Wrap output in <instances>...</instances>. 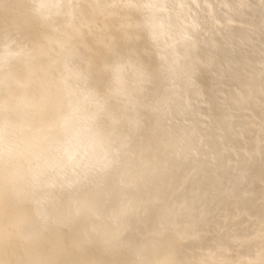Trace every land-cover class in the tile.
<instances>
[{
    "label": "clouds",
    "instance_id": "clouds-1",
    "mask_svg": "<svg viewBox=\"0 0 264 264\" xmlns=\"http://www.w3.org/2000/svg\"><path fill=\"white\" fill-rule=\"evenodd\" d=\"M46 2L42 14L40 0H22V20L0 23V233L26 257L46 233L83 226L111 264H264V187L245 197L235 179L213 185V173L201 175L189 156L177 164L190 209L161 230H141L139 207L117 209L105 199V182L129 146L155 128L146 107L147 92L160 84L157 61L145 52L152 0ZM192 4L181 8L191 12ZM131 33L135 51L125 39ZM117 64L133 67L117 80ZM82 126L90 131L73 142L74 158L51 147ZM209 205L221 213L206 221L195 210Z\"/></svg>",
    "mask_w": 264,
    "mask_h": 264
},
{
    "label": "bare ground",
    "instance_id": "bare-ground-1",
    "mask_svg": "<svg viewBox=\"0 0 264 264\" xmlns=\"http://www.w3.org/2000/svg\"><path fill=\"white\" fill-rule=\"evenodd\" d=\"M21 3L0 0V23L22 20ZM181 3L190 0H177L178 5ZM191 8L189 12L178 7L174 27L159 36V47L170 57L179 58L171 72L168 64L157 60L162 96L171 101L170 111H165L164 104L160 106L154 113L155 128L132 142L119 172L105 182L110 207L131 204L140 208L141 230H161L177 211L186 214L190 209L184 200L187 185L177 157L189 156L201 175L212 172L213 185L235 179L245 197L249 192L258 194L264 187V0H195ZM194 25L201 29L197 33L199 55L208 53L206 78L199 71L192 74L193 59L198 58L192 50ZM212 41L226 43L232 58L227 77L213 89L214 101L225 107L214 112L209 121L208 85L217 79L218 72V65L211 66ZM131 104L140 115V101L133 98ZM195 211L206 221L221 213L215 205ZM20 258L31 264H111L113 257L83 226L46 233L27 257L14 237L0 233V259L16 264Z\"/></svg>",
    "mask_w": 264,
    "mask_h": 264
},
{
    "label": "snow or ice",
    "instance_id": "snow-or-ice-1",
    "mask_svg": "<svg viewBox=\"0 0 264 264\" xmlns=\"http://www.w3.org/2000/svg\"><path fill=\"white\" fill-rule=\"evenodd\" d=\"M183 4H177V0H152L151 7L154 9L153 15L148 24V37H149V47L145 50L147 55H150L158 60L159 62H163L168 64V71L171 72L174 70L173 66L179 62V58L169 56L165 49H161L159 47V36L162 31L165 29L171 31L174 27L173 23V10L177 11L178 7H182ZM36 11L38 13H47L50 11L49 4L46 0H40V3L37 5ZM196 31L193 33V36L196 39L192 42V50L197 53L198 58H194L192 62V74L194 75L197 71L202 74H206L210 69V64L208 59L205 57L208 55L207 51H205L204 55H199V45L200 39L197 36V33L201 31L198 25H194ZM128 46L130 50L135 51L138 47V37L136 34L131 33L126 38ZM262 39H264V21H262ZM106 44L110 45V42L105 41ZM205 44L209 43L208 41H204ZM211 47L214 49V52L211 54L213 57V65H218L217 79L213 81L212 84L208 85V115L206 119L211 121L213 119V113L218 111L220 108L225 107L223 104H217L214 101V87L219 85L222 81L225 80L229 71V65L231 63L232 53L229 50V47L226 43L217 44L215 41L211 42ZM187 59V56L184 57ZM133 67L131 64H117L114 65L111 71L114 74V77L118 80L120 78V74L124 72L127 68ZM140 72L141 80L144 79V72L142 68L137 69ZM162 82L160 77V84L157 87L152 88L147 92L146 100L148 107L151 112L156 113L159 111L160 106L162 104L165 105V111H170L168 104L171 103L168 98L162 96ZM262 92H264V86H262ZM187 103V102H186ZM65 127H69L68 123H65ZM89 129L87 126H82L80 128H72L71 129V139H65L64 141H53L51 145L57 151H63L69 159L74 158L73 151V142H79L80 138L85 134L89 133ZM199 135V133H197ZM92 139V137H90ZM198 154V153H197Z\"/></svg>",
    "mask_w": 264,
    "mask_h": 264
}]
</instances>
